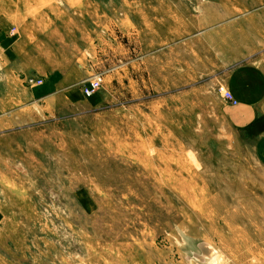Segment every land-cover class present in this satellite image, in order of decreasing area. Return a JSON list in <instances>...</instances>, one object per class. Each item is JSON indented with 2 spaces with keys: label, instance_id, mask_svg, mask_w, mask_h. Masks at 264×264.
Returning a JSON list of instances; mask_svg holds the SVG:
<instances>
[{
  "label": "rangeland",
  "instance_id": "rangeland-1",
  "mask_svg": "<svg viewBox=\"0 0 264 264\" xmlns=\"http://www.w3.org/2000/svg\"><path fill=\"white\" fill-rule=\"evenodd\" d=\"M261 132L264 0H0V264H264Z\"/></svg>",
  "mask_w": 264,
  "mask_h": 264
},
{
  "label": "crops",
  "instance_id": "crops-1",
  "mask_svg": "<svg viewBox=\"0 0 264 264\" xmlns=\"http://www.w3.org/2000/svg\"><path fill=\"white\" fill-rule=\"evenodd\" d=\"M240 97V101L232 107L230 113L231 122L243 129L250 130L254 122H256L257 111L252 102L247 100V97L243 95H237ZM263 136V137H262ZM264 138V133H259V139ZM261 138V139H262Z\"/></svg>",
  "mask_w": 264,
  "mask_h": 264
},
{
  "label": "built area",
  "instance_id": "built-area-1",
  "mask_svg": "<svg viewBox=\"0 0 264 264\" xmlns=\"http://www.w3.org/2000/svg\"><path fill=\"white\" fill-rule=\"evenodd\" d=\"M29 81L34 82L33 79H29ZM37 81H40V79ZM100 81H101V77L99 74H95L92 77L88 78L86 83L82 85L84 94L90 95L98 87ZM218 90L219 92H221L222 97H225L228 100H230L232 103H235L236 99L232 97L230 91L225 89L223 85H220Z\"/></svg>",
  "mask_w": 264,
  "mask_h": 264
},
{
  "label": "bare ground",
  "instance_id": "bare-ground-1",
  "mask_svg": "<svg viewBox=\"0 0 264 264\" xmlns=\"http://www.w3.org/2000/svg\"><path fill=\"white\" fill-rule=\"evenodd\" d=\"M202 249L205 253V255L203 256L204 258L206 255L213 254V251H214L213 247L209 243H205L204 245H202ZM199 257H200V255H199Z\"/></svg>",
  "mask_w": 264,
  "mask_h": 264
}]
</instances>
